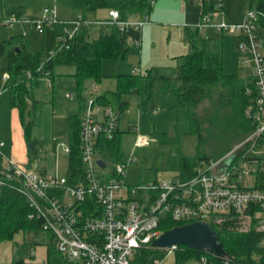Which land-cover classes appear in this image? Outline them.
<instances>
[{
	"label": "rangeland",
	"instance_id": "obj_1",
	"mask_svg": "<svg viewBox=\"0 0 264 264\" xmlns=\"http://www.w3.org/2000/svg\"><path fill=\"white\" fill-rule=\"evenodd\" d=\"M39 6L24 19L1 11L0 9V166L6 160L29 170L43 174L56 171L60 176H66L69 170V156L65 153L70 135V120L80 117L82 113L80 96L87 101L96 99L106 91L117 88V77L132 75L138 72L142 77L148 71L161 70L165 77H173L185 58L193 52L189 42V33L201 23L200 35L207 39L217 40L224 47V73L237 75L242 79L254 76V63L249 60L251 54L240 52L235 47V36L231 32H223L219 26L226 22L238 25L245 22L251 14V0H224L223 10L211 12L208 0H156L150 13L135 16L128 20L129 24H142L141 46L130 43V50L123 63L106 60L102 64V83L87 80L82 89L76 78L74 65H58L54 70V79H40L34 84L35 100L41 102L40 111L35 118L36 124L31 136L24 135L19 113L11 107V93L7 87L8 58L1 55V44L14 37H23L29 42L34 53L49 52L55 49L56 35L65 37L74 30L72 22L78 12V0H58V21L56 26L43 25L41 33L32 20L44 19L46 0H38ZM44 1V2H43ZM222 1V0H220ZM61 9L64 11L62 12ZM208 11V13H207ZM64 13V15H62ZM109 11L99 10L88 17L93 21L109 19ZM66 24V25H65ZM111 26L91 29L90 40L97 39L101 32L111 33ZM259 52L264 55V36L260 32ZM247 60V61H246ZM97 85V88H96ZM70 95L75 96L71 99ZM218 98L210 89L208 99L198 111L205 119L201 127L204 142L201 147L203 154L214 158V162L230 160L251 155V158H264V145L249 141L250 136L234 125L233 109L228 113L218 109ZM128 106L121 115V139L119 163H127L131 156L137 161L131 166L126 177L128 186L135 187L153 184L157 177L159 181L170 180L178 176L181 169V157L196 158L198 156L199 138L191 133L190 115L187 109L178 108V100L171 96H159L154 102L159 110L149 112L147 109L146 81L142 78L140 88L122 95ZM208 118V119H207ZM210 118V119H209ZM134 130V132L130 130ZM147 136L149 145L135 148L136 134ZM169 133L171 142L180 136V144H161L155 135ZM155 134V135H154ZM175 138V139H174ZM35 147V150L31 149ZM247 152V153H246ZM109 162L116 161L107 157ZM246 170L250 175L245 177V185L254 187L255 172H264V161L260 164L246 162ZM110 172V169L107 170ZM139 193V192H138ZM31 241L39 245H32ZM45 234L34 237L19 234L13 241L0 244V264H44L47 260ZM162 254V253H161ZM160 259V258H159ZM22 262V263H21ZM176 254H171L162 260L161 264H176ZM189 264H196L190 262Z\"/></svg>",
	"mask_w": 264,
	"mask_h": 264
},
{
	"label": "built area",
	"instance_id": "obj_2",
	"mask_svg": "<svg viewBox=\"0 0 264 264\" xmlns=\"http://www.w3.org/2000/svg\"><path fill=\"white\" fill-rule=\"evenodd\" d=\"M217 8L223 10L224 3H219ZM44 13V19L31 22L41 33L43 25L58 23L56 7L45 8ZM108 14L105 21L77 15L70 38L83 26L97 28L119 23L118 11L110 10ZM263 21L264 13L252 11L242 24L223 22L219 26L223 32L240 36L237 49L251 54L249 60L254 63L258 97L247 116L257 123L249 139L255 143L264 135V55L259 52ZM119 24L121 30L127 25L135 28L142 25ZM204 26L201 23L196 28L200 30ZM87 102L80 132L83 170L76 180L71 181L68 175L60 176L58 164L56 171L43 174L3 156L6 162L0 168V187L18 184V191L33 211L30 219L41 220L42 230L55 240L56 260L47 257L44 264H140L138 252L152 248V243L164 233L162 227L172 221L187 224L201 221L212 226L235 216L242 220L244 230L254 223L257 231L264 234V190L245 185V177L250 175L246 157L231 163L232 158L203 163L189 179L178 175L163 182L128 186L126 177L137 159L132 155L127 163L109 162L106 150L101 147L102 143L115 139L120 115L115 107H102L96 99ZM148 144L146 136L137 135L135 147ZM3 146L1 143L0 149ZM65 153L71 154L69 144ZM101 160L105 168L100 166ZM180 247L162 250L163 259L176 254ZM163 259H157L154 264H161ZM196 264L214 263L202 256Z\"/></svg>",
	"mask_w": 264,
	"mask_h": 264
},
{
	"label": "trees",
	"instance_id": "obj_3",
	"mask_svg": "<svg viewBox=\"0 0 264 264\" xmlns=\"http://www.w3.org/2000/svg\"><path fill=\"white\" fill-rule=\"evenodd\" d=\"M156 0H78V12L85 19L89 14L97 13L99 10H116L120 14L119 23L128 24V20L135 16L148 17L153 9ZM196 0H192L195 2ZM211 12H218L220 0H208ZM252 11L264 13V0H251ZM208 13V11H207ZM77 14V15H79ZM76 15V16H77ZM60 21H58L59 23ZM58 23L52 24L56 26ZM108 25L112 27L111 33L101 32L97 39L90 40L91 29L83 26L70 38L56 35L55 49L49 52L34 53L28 42L16 37L1 44V55L8 58L7 65V87L11 93V107L19 112L24 135L30 138L36 124L35 118L40 111L41 102L35 100L34 84L40 79H54V70L58 65H74L76 73L74 77L82 89L87 80H94L101 83L104 80L102 64L106 60H113L123 63L130 50V43L140 46L142 40V29L127 25L121 30L120 24ZM66 25V24H65ZM104 27V26H103ZM260 31H264V21ZM264 35V32H262ZM240 36H235V47ZM189 42L193 52L189 54L173 77H165L161 70L152 69L142 77L141 74L120 75L117 79V88L108 91L96 98V103L102 107L113 106L121 115L128 104L123 101L122 95L131 90L140 88L142 78L146 81V95L149 110L157 96H174L178 100V108L187 109L190 115L191 133L199 138V150L196 158L182 157L179 175L183 179H189L195 175V171L203 163L210 164L215 159L203 154L201 147L204 136L201 127L205 122L198 112L201 106L208 99V91L211 89L218 98V109L220 112H230L233 109V121L236 127L245 132V136H251L257 129V123L247 116V111L254 107L258 97V89L255 85V77L247 80L237 75H226L224 73V47L223 43L213 39H207L200 35L199 29L189 33ZM19 51H16V49ZM240 53V52H239ZM249 91L251 93H249ZM85 98L80 96L79 100ZM87 100L83 103L84 114ZM83 114L78 118L70 120V135L68 144L71 146L69 156L68 177L71 181L76 180L82 172V159L80 157V132ZM208 119V118H207ZM210 119V118H209ZM119 131L113 141L104 142L101 147L106 150V155L119 162L120 143ZM161 144H170L169 134L155 136ZM180 144V136H176ZM174 138V139H175ZM172 139V138H171ZM173 140V139H172ZM258 144L264 145V135L257 140ZM236 158V162L243 158ZM247 153V152H246ZM4 158L2 157V160ZM246 162H257L260 164L263 159L246 156ZM2 166H0L1 168ZM256 184L254 188L264 190V172H255ZM16 185V186H15ZM0 187V244L11 242L14 238L23 233L30 236L45 234L47 244L46 251L50 261H55L57 249L55 240L42 230V221L30 219L33 213L27 199L18 191V184ZM187 223L170 222L162 227L163 231H169ZM223 247L227 253L225 261L219 260L204 252L192 250L181 246L176 253V264L196 263L202 256H207L214 264H264V234L259 233L253 223L249 230L243 229L242 220L233 216L219 223L212 224ZM32 245H39L31 241ZM162 253V254H161ZM164 252L159 249H142L137 254V262L140 264H154L157 259H163ZM22 263V262H21Z\"/></svg>",
	"mask_w": 264,
	"mask_h": 264
},
{
	"label": "water",
	"instance_id": "obj_4",
	"mask_svg": "<svg viewBox=\"0 0 264 264\" xmlns=\"http://www.w3.org/2000/svg\"><path fill=\"white\" fill-rule=\"evenodd\" d=\"M16 51H19L17 48ZM35 150L34 146H31ZM230 160L229 163L233 161ZM102 168H105L104 161H99ZM173 246H183L192 250L204 252L210 256L225 261L227 253L220 241L213 226L208 223L197 221L176 227L172 230L164 232L153 243L152 248L164 250Z\"/></svg>",
	"mask_w": 264,
	"mask_h": 264
},
{
	"label": "crops",
	"instance_id": "obj_5",
	"mask_svg": "<svg viewBox=\"0 0 264 264\" xmlns=\"http://www.w3.org/2000/svg\"><path fill=\"white\" fill-rule=\"evenodd\" d=\"M47 2L45 3V4H47V5H49V7H56V10H57V15H58V9H57V5H58V0H46ZM44 2V1H43ZM41 4V2L39 1L38 2V0H0V9H1V11H3V13H5V12H9V13H11V14H13V15H15L17 18H19V19H24L25 17H27L28 16V14L32 11L33 12V10L36 8L35 6H39ZM61 11L62 12H64L62 9H61ZM76 14H79V12H77ZM95 14V13H94ZM62 15H64V13L62 14ZM149 19H150V15L148 16V21H149ZM141 29H142V27H141ZM14 38H16V37H14ZM14 38H12V39H14ZM18 38V37H17ZM21 38V40H22V38L23 37H20ZM22 41H24V42H27L26 40H24V38H23V40ZM29 43V42H28ZM141 43H142V40H141ZM30 45V44H29ZM140 46H141V44H140ZM31 47V46H30ZM138 73V72H137ZM248 79V78H247ZM247 79H244V80H247ZM102 83V82H101ZM96 88H97V85H96ZM106 92H108V91H106ZM105 92V93H106ZM104 94V93H103ZM1 95V94H0ZM157 97H159V96H157ZM156 97V98H157ZM171 97H174V96H171ZM156 98H155V100H156ZM176 98V97H175ZM85 100H87L86 98L83 100V103L85 102ZM81 101V100H80ZM155 102V101H154ZM82 103V101H81V108H83V104ZM147 109H148V111L151 113V112H157L159 109L156 107V106H154V103H153V106H152V111H150L149 110V105H148V102H147ZM17 111V110H16ZM18 112V111H17ZM19 113V112H18ZM83 113V112H82ZM122 115V114H121ZM121 115H120V120H121ZM19 117H20V115H19ZM24 131V130H23ZM131 132L133 131L134 132V130L132 129V130H130ZM136 134V137H137V135L138 134H142V133H140V130H139V132L138 133H135ZM169 134V133H168ZM142 135H144V134H142ZM155 135V134H154ZM170 135V134H169ZM122 136H123V133L120 131V121H119V134H118V137H119V143H120V148H121V139H122ZM145 136V135H144ZM155 136H157V135H155ZM175 136H179V135H175ZM147 137V136H146ZM155 139H157L156 137H155ZM150 143V142H149ZM149 145V144H148ZM147 145V146H148ZM136 149L137 148H142V147H135ZM144 148V147H143ZM182 158V157H181ZM179 173H180V171H179ZM179 173H178V175H179ZM157 181H159V179H158V177H157V179H156V181L155 182H157ZM154 182V183H155Z\"/></svg>",
	"mask_w": 264,
	"mask_h": 264
}]
</instances>
